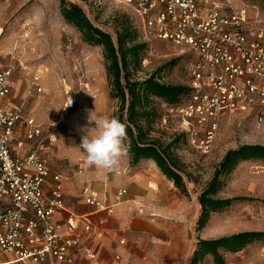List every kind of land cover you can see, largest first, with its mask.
<instances>
[{"label": "rangeland", "instance_id": "obj_1", "mask_svg": "<svg viewBox=\"0 0 264 264\" xmlns=\"http://www.w3.org/2000/svg\"><path fill=\"white\" fill-rule=\"evenodd\" d=\"M66 1L81 6L91 22L113 38L117 20L122 16L129 19L136 30L133 42L145 44L135 58L129 57L130 78L141 81L154 74L165 83L187 84V57L173 43L144 31L131 8L115 0ZM214 1L231 7L245 6L252 16L264 20V0ZM0 28V62L10 58L19 62L14 74V94L24 98L27 113L52 138L50 156L70 173L73 168L89 169L79 147L85 134L82 129L95 127V122L89 121L90 115L93 120L116 118L118 108V100L109 96L101 48L85 43L80 33L64 21L59 0H0ZM173 59L176 62L170 64ZM34 75L39 76L42 89L40 92L31 89L27 95ZM70 96L77 100V107L65 115L64 101ZM151 102L157 115L147 124L150 137L161 146L171 144L169 154L181 171L187 194L169 185L171 194L163 200L151 199L154 204L175 208L177 216L162 215L157 207L158 213L154 214L157 216L150 221L152 228L142 243L146 258L133 260L131 264H188L198 238L264 231V160L239 162L230 174L221 177L222 185L216 193L221 198L253 199L234 201L224 210L212 213L205 226L196 229L200 211L198 194L228 149L241 144L264 145V119L259 120L254 110L223 115L209 153L201 154L183 140L175 139L177 120L163 101L154 97ZM163 115L168 117L166 124L161 123ZM73 158L76 161L82 158L84 165L79 167ZM262 245L264 241L253 240L237 252H224V264H264ZM198 264L214 263L207 255Z\"/></svg>", "mask_w": 264, "mask_h": 264}, {"label": "built area", "instance_id": "obj_2", "mask_svg": "<svg viewBox=\"0 0 264 264\" xmlns=\"http://www.w3.org/2000/svg\"><path fill=\"white\" fill-rule=\"evenodd\" d=\"M115 1L133 10L144 31L173 43L187 57L189 89L177 103L164 104L186 144L209 153L220 120L228 113L254 110L259 120L264 119L263 19L252 16L245 6L214 0ZM19 65L12 58L0 68V256L12 255L0 264H61L71 261V250L95 259V252L83 243V234L92 230L90 221L74 212L58 214L66 204L62 174L52 171L45 144L52 138L36 118L25 114L22 103L3 104ZM38 80V75L32 76L36 92L42 89ZM77 103L73 96L67 97L63 114ZM167 120L163 115L161 123ZM126 192L118 189L116 198ZM80 194L84 203L104 207L94 187L85 184Z\"/></svg>", "mask_w": 264, "mask_h": 264}, {"label": "trees", "instance_id": "obj_3", "mask_svg": "<svg viewBox=\"0 0 264 264\" xmlns=\"http://www.w3.org/2000/svg\"><path fill=\"white\" fill-rule=\"evenodd\" d=\"M59 12L64 21L80 33L85 43L101 48L110 88L109 96L118 100L116 118L127 126L126 156L129 157V166H135L141 159L153 160L166 179L170 180L180 193L186 195L187 188L181 171L169 154L171 144L164 147L158 140L151 138L147 124L157 115L151 102L152 98L172 105L177 103L189 88L185 84L162 82L154 74L141 81L130 78L129 57L135 58L145 44L133 42L136 30L126 16L117 20L113 38L109 32L94 25L77 3L59 0ZM175 62L176 59H173L169 63ZM177 135L175 139L185 143L184 136ZM245 160H264V145L241 144L225 152L212 177L197 196L200 205L196 221L197 230L205 226L212 213L224 210L234 201L253 199L242 196H216L222 185L221 177L230 174L239 162ZM253 240L264 241V231H240L216 238H198L188 264H198L206 255L212 257L214 264H224V252H237Z\"/></svg>", "mask_w": 264, "mask_h": 264}, {"label": "crops", "instance_id": "obj_4", "mask_svg": "<svg viewBox=\"0 0 264 264\" xmlns=\"http://www.w3.org/2000/svg\"><path fill=\"white\" fill-rule=\"evenodd\" d=\"M0 62V68L8 62ZM1 60V59H0ZM18 66L14 70H17ZM12 78V89L3 99V104L9 106L14 102L23 104L25 114L27 109L24 98L14 94L15 75ZM32 83L27 88L32 89ZM44 130V128H43ZM45 132V131H44ZM47 144V150L51 151V144ZM73 161H76L73 158ZM52 171L62 174L64 189V200L66 210L58 213L63 217L68 212L84 215L92 224V230L83 234V243L95 252L96 258L90 259L82 252L71 250L69 252L70 262L61 264H131L137 259H145L142 243L146 241L148 232L152 228V222L157 214V207L162 215L168 217L177 216L173 207H163L151 202L152 198L164 199L172 191L169 185L173 183L158 171L153 160L141 159L135 166H129V157L122 158L118 168L112 171L97 170L95 167L89 169L73 168L70 172L57 165L50 156ZM79 167L84 165L82 158L77 159ZM87 165H85L86 167ZM70 174V175H69ZM157 183V189H151L148 183ZM94 187L103 200L104 207L94 208L83 202L81 188L83 185ZM155 185V184H154ZM120 188H126L127 192L119 200L116 192ZM157 192H159L157 194ZM140 209V211H139ZM120 239L124 242L121 243ZM145 250V249H144ZM116 256H119L116 258ZM207 256V255H206ZM12 258L11 254L1 255L0 260Z\"/></svg>", "mask_w": 264, "mask_h": 264}, {"label": "clouds", "instance_id": "obj_5", "mask_svg": "<svg viewBox=\"0 0 264 264\" xmlns=\"http://www.w3.org/2000/svg\"><path fill=\"white\" fill-rule=\"evenodd\" d=\"M70 100L69 105H71ZM68 105V106H69ZM89 121L95 122V127L82 129L85 134L79 147L83 150L82 157L88 167L97 170L112 171L119 167L123 157L128 153L125 144L127 126L117 118H100Z\"/></svg>", "mask_w": 264, "mask_h": 264}, {"label": "bare ground", "instance_id": "obj_6", "mask_svg": "<svg viewBox=\"0 0 264 264\" xmlns=\"http://www.w3.org/2000/svg\"><path fill=\"white\" fill-rule=\"evenodd\" d=\"M150 184H153V186L157 188V185H156L155 183H150ZM154 184H155V185H154Z\"/></svg>", "mask_w": 264, "mask_h": 264}, {"label": "water", "instance_id": "obj_7", "mask_svg": "<svg viewBox=\"0 0 264 264\" xmlns=\"http://www.w3.org/2000/svg\"><path fill=\"white\" fill-rule=\"evenodd\" d=\"M67 113H65V115H66Z\"/></svg>", "mask_w": 264, "mask_h": 264}]
</instances>
